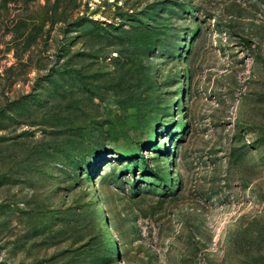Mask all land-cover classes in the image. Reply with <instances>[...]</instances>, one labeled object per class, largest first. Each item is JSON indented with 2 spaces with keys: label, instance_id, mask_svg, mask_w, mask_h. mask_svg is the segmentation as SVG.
<instances>
[{
  "label": "rangeland",
  "instance_id": "rangeland-1",
  "mask_svg": "<svg viewBox=\"0 0 264 264\" xmlns=\"http://www.w3.org/2000/svg\"><path fill=\"white\" fill-rule=\"evenodd\" d=\"M0 264H264V0H0Z\"/></svg>",
  "mask_w": 264,
  "mask_h": 264
}]
</instances>
